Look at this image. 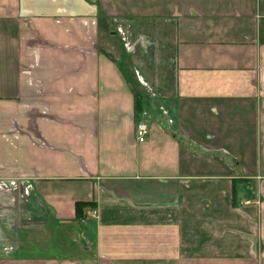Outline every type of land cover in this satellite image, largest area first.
I'll use <instances>...</instances> for the list:
<instances>
[{
    "label": "crops",
    "instance_id": "0c3cea01",
    "mask_svg": "<svg viewBox=\"0 0 264 264\" xmlns=\"http://www.w3.org/2000/svg\"><path fill=\"white\" fill-rule=\"evenodd\" d=\"M65 111L83 165L46 146ZM21 127L0 264H264V0H0V131Z\"/></svg>",
    "mask_w": 264,
    "mask_h": 264
},
{
    "label": "rangeland",
    "instance_id": "374dc122",
    "mask_svg": "<svg viewBox=\"0 0 264 264\" xmlns=\"http://www.w3.org/2000/svg\"><path fill=\"white\" fill-rule=\"evenodd\" d=\"M114 30V28H112V31ZM108 31H111V29ZM33 34V33H31ZM30 34V35H31ZM34 35V34H33ZM33 35H31V38L29 39L30 41L31 40H36V42H39L40 39H38L37 37H34ZM42 38L45 40V41H48L49 44H52L54 43L53 41L50 40L49 37H45L44 35H42ZM100 39V38H99ZM117 39H119V37H117ZM120 40V39H119ZM100 41V40H99ZM104 43V42H103ZM34 44H37V43H34ZM69 45H71L70 43H68ZM99 46H103V44L101 43V41L98 43ZM54 45H57V46H64L65 48H71L69 45L67 44H54ZM116 45V43H115ZM105 48L109 51H111L110 47L109 46H105ZM117 51H119V49H117ZM117 51H116V48L115 50H112V52L115 53V55H117ZM38 82V81H37ZM36 82V83H37ZM78 82L75 80V78H69L67 77L66 80H65V83L63 85V89H64V92L68 90V87L69 86H72L74 84H77ZM37 90L38 88H40V83H37ZM44 86V83L41 84V87ZM64 92H61L60 95L62 96V100L61 102H68V99L66 94ZM75 93H72V95H74ZM31 114L29 116L30 117V122L32 121H36V118H40V114L39 112H44L45 110H39L37 107L33 106V108H31ZM65 112H68L67 114L63 115L64 118H65V121H62L61 119H56L57 122L55 124H53L52 126H49V128H55L54 129V132H55V136H56V142L55 141H50L46 135L45 138H46V141H47V144H48V150L54 152H58V151H62L63 148L59 147L60 144L64 145L67 149L66 151L64 152V155L69 157V158H72V160L75 162V161H79L81 163V165H83L85 163V160L83 158V156H79L77 155L76 151H77V148L75 145H73L70 140H69V137H72L73 138V134L71 133L72 130H74V118L72 117V120L69 119V111H65ZM79 114H82L83 112H80V110L78 111ZM50 116V114H48ZM53 117H51L52 119ZM54 119V118H53ZM26 128V127H25ZM23 129V127L17 129V130H14L13 132H9V131H0V136L3 138V141L5 142L7 148L9 150L12 149L13 152H10L12 154L13 157L9 156V159L8 160H3L1 161L0 160V167H2V163H8L9 165V162L12 161V160H17L18 159V164L20 163L19 160V156H18V153H17V150L19 149L20 145L23 143V139H26V137H30L29 133H32L33 131L29 130L28 127L27 129ZM81 134H79L80 136ZM25 137V138H24ZM95 138V136H94ZM83 138H81L80 140H82ZM27 140V139H26ZM30 142H34V137L33 135H31V138H30ZM35 143V142H34ZM80 146H82V144H80ZM99 148L102 147V145H99L98 146ZM17 154V155H15ZM15 161H13L14 163ZM15 164V163H14ZM2 179V180H1ZM0 179V182H7V185H3V183H1L0 185V191H5V190H8V189H11L10 185L9 184V179H5V178H1ZM11 181L13 179H10ZM9 187V188H5V187ZM13 186V185H12ZM10 192V191H8ZM6 194V192H5ZM76 233H78V230L76 231ZM52 234H55L54 230H52ZM76 239L78 240L79 242V239L76 235ZM65 244V243H64ZM63 245L60 244L59 241H56V240H52L51 239V242L48 244V248L49 250L47 251V254H49V256H51L52 258H56V255L59 254V249H61ZM24 249V248H23ZM25 252L30 256V257H33L35 256L36 254H33L34 252V248L33 247H30L29 249H24Z\"/></svg>",
    "mask_w": 264,
    "mask_h": 264
},
{
    "label": "built area",
    "instance_id": "2783aa9c",
    "mask_svg": "<svg viewBox=\"0 0 264 264\" xmlns=\"http://www.w3.org/2000/svg\"><path fill=\"white\" fill-rule=\"evenodd\" d=\"M147 117L148 118L150 117L148 112L142 111L140 113L136 123H135V135H136V139L138 142H144L146 140L147 135L149 134L150 129H149L148 124L145 120V118H147ZM42 144H43V142H42ZM46 146H48V144ZM10 184H11V186L13 185L12 186L13 189L17 188V187H15V182H10ZM87 215H90L92 217H97V211L96 210L89 211L87 213Z\"/></svg>",
    "mask_w": 264,
    "mask_h": 264
},
{
    "label": "trees",
    "instance_id": "16d2710c",
    "mask_svg": "<svg viewBox=\"0 0 264 264\" xmlns=\"http://www.w3.org/2000/svg\"><path fill=\"white\" fill-rule=\"evenodd\" d=\"M135 107L137 110V116L139 117L140 113L143 111V108L141 107V103L139 101L135 102ZM76 218L79 220L83 218L84 216V208L87 206L85 203L77 202L76 203Z\"/></svg>",
    "mask_w": 264,
    "mask_h": 264
}]
</instances>
